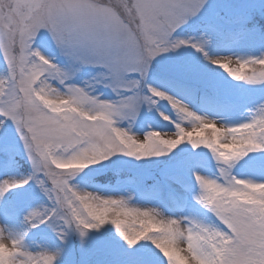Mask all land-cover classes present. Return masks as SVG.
Listing matches in <instances>:
<instances>
[{"label": "snow or ice", "instance_id": "snow-or-ice-1", "mask_svg": "<svg viewBox=\"0 0 264 264\" xmlns=\"http://www.w3.org/2000/svg\"><path fill=\"white\" fill-rule=\"evenodd\" d=\"M0 264H264V0H0Z\"/></svg>", "mask_w": 264, "mask_h": 264}]
</instances>
